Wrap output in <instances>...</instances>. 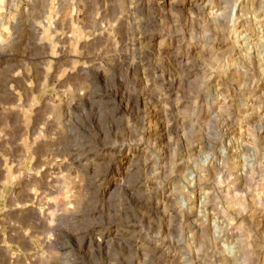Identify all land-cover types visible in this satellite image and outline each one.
<instances>
[{"label": "clouds", "instance_id": "clouds-1", "mask_svg": "<svg viewBox=\"0 0 264 264\" xmlns=\"http://www.w3.org/2000/svg\"><path fill=\"white\" fill-rule=\"evenodd\" d=\"M0 264H264V0H0Z\"/></svg>", "mask_w": 264, "mask_h": 264}]
</instances>
